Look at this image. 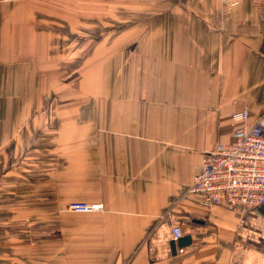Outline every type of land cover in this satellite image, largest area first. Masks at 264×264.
Returning a JSON list of instances; mask_svg holds the SVG:
<instances>
[{
  "label": "crops",
  "instance_id": "crops-1",
  "mask_svg": "<svg viewBox=\"0 0 264 264\" xmlns=\"http://www.w3.org/2000/svg\"><path fill=\"white\" fill-rule=\"evenodd\" d=\"M65 2L0 5V237L18 236L26 221L40 227V213L25 217L10 200L31 188L40 204L38 183L25 181L26 154L61 147L83 151L84 186L103 206L86 259L264 264L263 215L185 193L201 155L235 140L231 113L247 112V126L264 116V0H97L86 27L105 31L89 54L93 71L86 60L75 74L57 49L58 15L74 11ZM71 93L90 98L82 108L93 117L59 98ZM175 226L189 243L172 254Z\"/></svg>",
  "mask_w": 264,
  "mask_h": 264
},
{
  "label": "rangeland",
  "instance_id": "rangeland-1",
  "mask_svg": "<svg viewBox=\"0 0 264 264\" xmlns=\"http://www.w3.org/2000/svg\"><path fill=\"white\" fill-rule=\"evenodd\" d=\"M97 0H66L65 5L70 7L72 13L65 16H59L57 28V49L66 50V55L72 74L81 72L80 66L86 60H90V53L95 47L93 44L97 40V31L103 32L104 29H95V26H87L86 6ZM28 2V1H25ZM21 3L11 2L8 4ZM7 3H0L4 5ZM5 12H0V16ZM71 25V26H70ZM105 31V30H104ZM92 61L84 65V72L89 69ZM89 96V95H88ZM62 99L72 98L75 112L79 116L84 112V116H94V109L87 108L84 103H90L88 97H81L80 93H71V97H59ZM3 99L0 94V100ZM83 151L73 149L71 151L58 147L49 155L48 152L37 151L27 152L26 164L23 166L26 170L25 181L31 184L38 183L41 193L40 204L32 202V189L23 188L14 190V198L10 201H16L17 209L25 217L34 213L41 214L40 227L37 228V221L25 222L23 226H18V236L0 237V264H96L100 261V254L91 255L89 246V230L94 215L100 212L77 211L73 209L76 204L93 203V191L90 186L87 187V173H84V154ZM33 154L36 157H33ZM30 155V156H28ZM28 156V157H27ZM33 158L38 163H33ZM39 166L40 172L32 169ZM50 186V189L48 187ZM34 189V190H35ZM50 191V193H49ZM49 194L53 199L49 200ZM23 197V198H22ZM55 198V204L53 200ZM50 213H55V217H50ZM23 228V229H22ZM32 229H35V236L32 237ZM38 230V231H36ZM23 231V232H22ZM101 262V261H100ZM128 263V260L125 264Z\"/></svg>",
  "mask_w": 264,
  "mask_h": 264
},
{
  "label": "built area",
  "instance_id": "built-area-1",
  "mask_svg": "<svg viewBox=\"0 0 264 264\" xmlns=\"http://www.w3.org/2000/svg\"><path fill=\"white\" fill-rule=\"evenodd\" d=\"M25 1L31 0H0V3ZM221 2L229 7L238 4V0ZM230 117L239 125L235 140L218 144L213 151L201 155V170L185 193L199 195L207 206H222L245 214L257 211L264 204V116L256 118L251 126L245 124L248 117L245 111L233 112ZM73 209L102 212L103 206L76 204ZM182 236V229L175 226L172 241L177 242Z\"/></svg>",
  "mask_w": 264,
  "mask_h": 264
},
{
  "label": "water",
  "instance_id": "water-1",
  "mask_svg": "<svg viewBox=\"0 0 264 264\" xmlns=\"http://www.w3.org/2000/svg\"><path fill=\"white\" fill-rule=\"evenodd\" d=\"M257 212L264 216V204L258 208ZM189 243V237H182L177 242L172 241L170 243V250L172 254L176 253V248L185 247Z\"/></svg>",
  "mask_w": 264,
  "mask_h": 264
}]
</instances>
